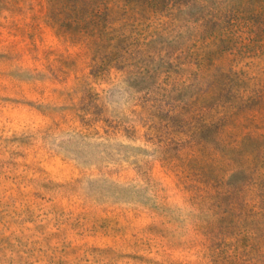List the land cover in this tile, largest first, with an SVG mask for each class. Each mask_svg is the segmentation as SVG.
<instances>
[{
	"label": "rangeland",
	"instance_id": "374dc122",
	"mask_svg": "<svg viewBox=\"0 0 264 264\" xmlns=\"http://www.w3.org/2000/svg\"><path fill=\"white\" fill-rule=\"evenodd\" d=\"M0 264H264V0H0Z\"/></svg>",
	"mask_w": 264,
	"mask_h": 264
}]
</instances>
